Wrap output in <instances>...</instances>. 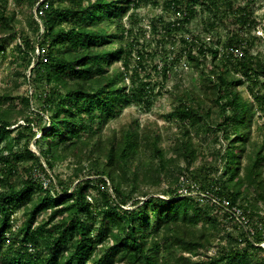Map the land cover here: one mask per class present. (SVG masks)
<instances>
[{"label":"trees","instance_id":"obj_1","mask_svg":"<svg viewBox=\"0 0 264 264\" xmlns=\"http://www.w3.org/2000/svg\"><path fill=\"white\" fill-rule=\"evenodd\" d=\"M16 1L35 7L28 20L37 36L24 34L15 49L22 65L34 63L29 78L16 74L36 92L0 95L22 104L0 107V264H264V213L257 204L264 201V139L248 148L254 116L260 111L264 117V51L253 50L260 39L257 0H167L174 17L151 25L156 32L162 27L152 52L122 21L140 0ZM5 2L0 0V29L16 37ZM197 18L202 29L194 33L189 24ZM5 53L0 45V58ZM156 54L161 65L151 68L162 79L169 63L182 59L199 68L200 91L175 94L172 115L188 135L190 126L206 125L216 110L209 130L227 142L222 169L203 163L194 175L198 155L190 138L181 142L185 164L171 167L159 133L140 130L137 121L102 137V126L125 105H152L158 83L151 81L147 61ZM243 84L250 98L238 89ZM68 154L78 158L74 185L72 179L44 186L33 174L51 178L55 160ZM178 173L242 208L254 232L229 211L219 213L221 203L178 192ZM161 179L167 187L153 194L150 187ZM21 206L25 218L16 226ZM40 213L46 216L38 221ZM221 231L226 242L217 252L207 260L195 257Z\"/></svg>","mask_w":264,"mask_h":264},{"label":"rangeland","instance_id":"obj_2","mask_svg":"<svg viewBox=\"0 0 264 264\" xmlns=\"http://www.w3.org/2000/svg\"><path fill=\"white\" fill-rule=\"evenodd\" d=\"M167 0H140L139 5L134 8H130L129 11L123 16L122 21L125 27H134L135 32L139 33L140 41H144L147 50L149 52L157 50V39L161 36L162 27L158 25L159 32H156L152 29L151 25L153 22H158V18L162 17L164 20H169L174 17V14L171 9H168L165 4ZM2 5L0 4V12L2 11ZM35 7L30 8L26 3L18 4L16 0H6L4 13L7 15L14 14V24L16 30H18L19 35L16 37L8 35V31L5 32L2 28L0 29V45H4L6 53L0 58V95L2 94H35V85L30 84L28 79L24 76H18L16 71L21 70L23 73H26V77L29 78L30 70L33 66L31 62L28 66L22 65L21 61L18 60V51L15 49V44L19 43L24 34L31 35V38L35 39L37 32L33 30L32 25H30L28 17L31 14H34ZM133 15L134 22L132 23L130 14ZM255 16L257 20V29L255 33L260 37L256 42V45L253 47L254 51L261 50L264 51V0H257L255 5ZM160 22V21H159ZM192 32L199 33L202 29L200 19H194L189 24ZM160 29V30H159ZM178 37V35H177ZM175 36V38H177ZM3 39V41H1ZM131 40V39H129ZM174 38H169L168 43L172 44ZM117 39L113 40V44H117ZM37 52V49H36ZM149 64L147 70L151 71V81L158 83L156 85V95L154 96L153 103L150 107H144L142 104L131 103L125 105L121 113L108 120L102 128L100 133L102 137L105 138L110 136L113 132L119 133L120 129L126 126L136 125V121L139 123L140 130H146L149 134L159 133L161 138L160 145L165 151V163L171 167L174 164H185V159L183 158V148L182 141L183 139L190 138L191 144L193 145L198 157L194 161L193 166L190 170L194 175H199L195 166L200 164H209L218 166L219 169L223 167V161L221 160L220 154L224 151V146L227 143L222 134L217 130H209V127L214 125L216 122L217 113L216 110L213 111L211 118L208 120L206 125H202L200 128L190 126L188 135L185 134L184 128L180 122L175 119L172 115V109L176 104L175 94L184 92V90L190 88L192 90L200 91L199 87L201 86V75L199 68L190 65L184 59L178 63H169L170 69L168 75L165 79L153 69L151 65L159 63L161 65L162 60L159 59L158 54L148 56ZM165 60V59H164ZM135 63V59L131 62ZM121 63L118 61L115 65L119 66ZM115 68V67H111ZM143 74V72H141ZM264 79V76L262 77ZM128 82V76L126 77ZM42 89V88H41ZM241 90L244 97L250 98L249 92L246 90V84L240 85L238 87ZM1 98V97H0ZM34 98V97H33ZM0 107L7 106L10 102L16 104V108H21L22 104L19 103V99L13 98L12 101L0 99ZM38 101L33 99V104L36 106ZM260 111L257 112V115L254 116L252 123V133L251 139L249 142L248 148L252 147L254 140L264 139V117L259 115ZM22 121V120H19ZM39 134L36 135L38 137ZM30 148L39 154L38 146L31 141L29 144ZM142 160L146 161L148 157L146 153L142 154ZM44 162V159H42ZM78 164V158L72 154H68L63 158L55 160V165L53 169L50 170V174L53 176L51 178L47 177V185L49 186L52 182L62 180V184L68 185L71 180L72 185H74L78 180L74 179V170ZM25 175L26 172L22 170ZM213 173V171H211ZM87 173V170L84 168L82 174ZM35 176H40L42 178L43 174L41 171L36 170L33 172ZM179 174V173H178ZM93 176V175H92ZM52 179V180H51ZM56 179V180H55ZM75 180V181H74ZM167 187V182L160 180V182L154 186L150 187L151 190L155 193L161 194V189ZM92 194V191H90ZM98 196V193L96 192ZM251 200L255 201L256 197L250 195ZM142 198V197H141ZM257 204L260 208L259 212L264 213V201L258 200ZM46 213H40L38 216V221H41L45 218ZM16 226L20 224L25 218L24 206H21L14 213ZM252 219V218H251ZM254 220V219H253ZM256 223V222H255ZM225 225L228 226L231 231L232 226L230 222H225ZM261 230V229H260ZM262 232V230L260 231ZM234 233V231L232 232ZM235 237L236 234L234 233ZM226 242L225 233L221 231L219 234H215L214 239H210L207 243V248L201 249V253L195 257L200 258L201 260H207L212 255H214L219 246L218 244H224ZM203 250V251H202ZM114 264H125L122 261H116Z\"/></svg>","mask_w":264,"mask_h":264},{"label":"built area","instance_id":"obj_3","mask_svg":"<svg viewBox=\"0 0 264 264\" xmlns=\"http://www.w3.org/2000/svg\"><path fill=\"white\" fill-rule=\"evenodd\" d=\"M239 52V51H237ZM47 177L44 175L42 176L43 184L44 186L47 185ZM179 186H178V192L181 194H190L196 197V199L200 203H211V204H219L221 203L222 206L219 208V213H222L224 211H229L234 217H236L242 224L247 226L248 230L251 232H254V227L249 224V217L246 215V213L243 211L242 208H240L237 205H230L229 201L226 198L220 197L218 194L214 193L212 190L209 189H202L200 188L199 184L197 182H194L193 180L185 177L183 174H179ZM258 225L259 223L256 222Z\"/></svg>","mask_w":264,"mask_h":264}]
</instances>
